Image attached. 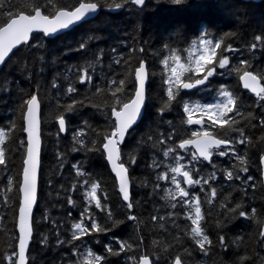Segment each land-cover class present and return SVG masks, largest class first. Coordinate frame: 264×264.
I'll list each match as a JSON object with an SVG mask.
<instances>
[{
  "label": "trees",
  "instance_id": "trees-1",
  "mask_svg": "<svg viewBox=\"0 0 264 264\" xmlns=\"http://www.w3.org/2000/svg\"><path fill=\"white\" fill-rule=\"evenodd\" d=\"M41 2L46 9H50L51 14L54 9L47 5V0ZM54 3L57 6L62 4L74 7L77 0H54ZM13 4L16 6L14 10L23 7L22 0H13ZM205 30L210 34L209 38L213 39L225 33H235L226 40L239 49L236 53H226L231 57L230 67L238 66L240 60L247 59L252 64V70H264V45L258 46L256 50L249 49V45L254 42L253 36L264 30V0H187L182 6L172 5L169 0H147V6L143 10L132 5L116 11L101 7L92 19L55 37L35 34L39 39L34 38L29 45H21L10 55L0 69V128L9 130L13 123L16 127L6 142L7 166H0V259L16 248L18 189L25 153V144H21V141H25L22 131L24 109L21 105L32 94H37L41 101L42 151L38 200L33 214L34 231L28 251L29 264H77L84 259L89 249L106 257L103 264H133L128 257H139L141 254L152 256L156 264H171L172 258L178 253L183 254L185 249L192 253L191 256L183 257L185 264H239V257L242 255L252 257L246 264H256L257 254L264 256V247L259 243L261 238L257 223L229 213L227 208L220 206L228 204L229 208H234L237 203H241L245 209L256 207L259 218L264 219V185L260 164L261 149L264 146L259 143L255 146L235 145L237 152L246 154L248 158V173L239 172L236 167L239 162L231 155L215 156V169L207 162L195 164L196 168L201 169L199 176L207 177L213 171L217 176L215 181H210L211 186L218 190V196L212 205L206 202L208 185H203L205 192H200L201 186L189 189L201 197L202 212L205 214L202 226L212 241L207 256L185 235V231H190L191 227V221L185 219L187 209L180 204L173 209L171 203L174 201L164 198L166 189H174V186L170 181L157 180V175L174 164L173 157L176 155L173 153L171 157L164 158L163 150L168 146L175 147L181 139L187 138L191 131L199 127L182 123L186 118L182 108L183 101L214 103L218 98V90L223 85L239 97L241 110L245 114L252 112L256 116L251 123L237 117L241 120L238 127H243L245 134L254 142L264 133V128L260 126L264 109L256 106L254 95L242 89L238 74L228 70L217 69V74L210 78L206 86L193 91H182L178 98L180 103L174 102L173 107L163 115L158 112L162 100L166 99L165 86L162 84L163 66L160 64L163 56L168 54L164 44L180 50L182 56H186L185 50ZM81 42L85 43L82 50L79 49ZM141 47L145 49L143 53L138 51ZM139 58L147 61L153 75L147 85L148 100L143 117L130 130L121 146L122 159L129 168L132 181L134 208L129 211L118 192L115 176L109 169L103 150L87 149L92 147L93 140L99 148L103 134L111 131L110 125L114 121L111 108L104 106L112 100L107 91L110 81L124 79L129 66L134 67ZM117 59L121 60L119 64L115 62ZM125 60L129 63H124ZM89 64L92 65L89 68L92 81L81 84L78 80L79 69ZM68 69L72 71L69 72ZM53 83L57 86L53 87ZM70 84L77 89L71 95L67 94ZM97 88L105 91L97 94ZM133 91L134 85L129 77L122 99L131 98ZM73 100H83L84 105H78L73 112H65L64 106ZM61 113L66 117L68 130L64 135L60 133L57 136V116ZM169 121L172 123L169 124ZM253 124L256 127H252ZM173 127L179 130V135L173 134L172 139L168 140ZM81 128L86 132L82 139L87 148L80 147L73 140V134ZM229 136L238 137L239 133H230ZM160 139H165L166 144H159ZM74 147L80 150L73 151ZM177 152L184 156L181 163L187 164L190 155L179 149ZM131 155L136 157L135 164L129 163ZM153 161L159 167H152ZM73 165L79 166L86 175L77 176ZM225 170H233L242 178L252 175L254 180L248 184H244L242 180L228 181L224 179ZM9 179L12 180L10 191ZM84 180L100 184L98 195L112 212L113 219L122 223L118 227H112V221L106 213L93 205L91 211L97 221L111 230L93 233L69 243L73 231L71 226L80 219V213L86 206L84 194L90 183L84 185ZM252 183L255 184L254 188L250 186ZM157 184L159 187H156ZM73 185H76L75 190ZM69 196L75 201L74 205L68 204ZM5 200L8 202L5 203ZM169 212L178 215L170 218L167 215ZM44 213H48L46 220L42 217ZM128 215H135L138 219L130 221L127 219ZM153 215L158 219L153 221ZM161 216L164 219H159ZM220 222L222 225L218 226ZM221 235L226 238L227 250L218 245V237ZM177 236L180 243H176L174 239ZM141 237L143 243L136 249L135 245ZM117 240L133 244V251L119 256L110 255L105 250V245L118 249ZM154 240L161 241V244L154 245ZM169 245L171 247L165 251ZM3 264H7V261H3Z\"/></svg>",
  "mask_w": 264,
  "mask_h": 264
},
{
  "label": "snow or ice",
  "instance_id": "snow-or-ice-1",
  "mask_svg": "<svg viewBox=\"0 0 264 264\" xmlns=\"http://www.w3.org/2000/svg\"><path fill=\"white\" fill-rule=\"evenodd\" d=\"M169 2L175 6H182L187 3V0H169ZM22 3V8L14 10L16 6L13 4V0H0V66L5 65L10 58V54H14V50L18 49L21 45H29L32 39H39V37L35 36L37 33L42 34L44 37L53 36L72 25L86 21L90 16L97 13L101 7H106L109 10H120L128 5H132L143 10L147 6V0H77V5L74 7L62 4L57 6L54 0H47V5L51 6V9H54L49 14L50 9H46L45 4L41 0H22ZM234 35L235 33H225L219 38L213 39L209 38L210 34L205 30L185 50L186 56H182L180 50L164 44L163 47L168 50V54L164 55L160 60V64L163 66L162 84L165 86L164 96H166V99L162 100L161 107L158 109L161 115L170 110L174 102L180 103L178 98L183 90H192L206 85L210 78L217 74V69L237 73L239 80L243 84V88L256 97V106L264 109V70H252V64L247 59L240 60L238 66L230 67L232 63L231 57L226 53H236L239 49L234 48L226 40ZM89 39H92V37H89ZM252 39L254 42L249 45L250 50H256L258 46L264 45V30L260 34L254 35ZM84 48L85 43L81 42L79 49L82 50ZM131 51H136V49H131ZM138 51L143 53L145 49L141 47ZM115 62L119 64L121 60L117 59ZM124 63L127 64L129 61L125 60ZM91 67L92 65L89 64L87 67L79 69L78 80L81 84L91 83L92 76L89 74V68ZM68 71L71 72L72 69H68ZM152 75L153 73L150 72L147 61L139 58L134 67L129 66L124 79L118 81L113 79L110 81V87L107 91L110 92L112 100L104 106L111 108V116L114 117V121L110 125L111 131L103 134V141L99 148L96 147V141L93 140L91 142L92 147L87 149L89 151L103 150L105 158L111 166V170L118 179V190L121 199L125 202L126 208L129 211L134 208L130 191L132 181L129 175V168L122 159L121 145L125 143L126 136L130 134V130L136 125L142 115V109L146 106L148 100L147 85ZM129 77H131V81L133 82L134 91L131 98L125 100L122 99V94L129 83ZM111 85H115V87H111ZM52 86L56 87L57 85L53 83ZM76 91L77 89L71 84L67 88V94L69 95ZM102 91L105 90L100 88L96 90L97 94ZM217 97V101L214 103L183 101L182 108L186 118L182 123L197 125L199 127L191 131L187 138L181 139L175 147L168 146L163 150L164 158H169L173 153H176L173 157L174 164L168 166L166 171L157 175V180L170 181L171 185L174 186V189H166V196L164 198L174 201V203H171V208L173 209L177 208L178 204L187 209L185 219L191 221V227L190 231H185V235L190 237L191 241L204 256L209 254L212 241L205 227L202 226L205 214L202 212L201 197L196 192H190L189 189L201 186L200 192H205L203 185H208L209 191L205 193V197L206 202L212 205L218 196V190L211 186L210 181H215L217 176L215 171L207 177L199 176L201 169L196 168L195 164L207 162L215 169V156L227 157L231 155L239 162L236 166L239 172L248 173V158L246 154H239L235 145L255 146L256 143H259L264 146V133L254 142L250 136L245 134L243 127H238L241 120H238L237 117H241L249 123L256 119L254 113L248 112L245 114L241 110L242 104L239 97L223 85L218 90ZM78 105L82 107L84 101L73 100L64 106V111L73 112ZM92 106L100 107L99 105ZM21 107L24 109L23 119L25 121L22 131L26 133V141H21V144L26 143V158L23 161L22 181L18 189L21 193L18 209L19 235L16 237L18 244L10 254H5L0 259V264H3V261H7V264H29L27 253L34 231L32 209L37 200V176L40 167L41 101L37 94H32L28 99L23 101ZM57 123V136H59L60 133L68 130L67 120L63 113L57 116ZM168 123L171 124L172 122L169 121ZM85 124H87L86 121ZM251 126L256 127L254 124ZM260 126L264 128V118L260 120ZM15 127L13 123L9 130L0 128V166H7L6 142L10 139L11 131ZM88 127L91 126L88 125ZM230 133H239V136L230 138ZM173 134L179 135V130L175 127H173V133L169 134L167 139L171 140ZM84 136H86V132L81 128L73 134V140L80 147L87 148L85 141L82 139ZM149 139L152 138L149 137ZM166 142L165 139H160L158 143L166 144ZM177 149L190 155V160L187 164L181 163L184 160V156L179 155ZM79 150L80 148H73V151ZM261 151L260 164L262 166V173H264V147H262ZM129 163H136L134 155L129 157ZM73 167L76 170L77 176L86 175L79 166L73 165ZM152 167H159V165L156 161H153ZM224 179L228 181L242 180L244 184H248V182L254 180V177L247 175L242 178L233 170H225ZM89 183L88 180L83 181L84 185H89ZM8 184V190L10 191L12 185L11 179H9ZM250 186L254 188L255 184L252 183ZM72 187L75 190L76 185ZM156 187H159V185L157 184ZM99 189L100 184L93 181L90 183L88 190L85 191L86 206L80 213V219L71 226L73 231L69 243L79 241L83 237L93 233L111 230V228H106L97 221L91 211L93 205L96 209L106 213L108 219L112 221V227H118L122 223V221L113 219L112 212L98 195ZM106 199L107 196L105 195L104 200ZM7 202L5 200V203ZM67 202L70 205L75 204L71 196L68 197ZM220 206L227 208L229 213H235L238 217L255 221L259 227L258 235L261 238L259 243L264 247V219L259 218L256 207L245 209L241 203H237L234 208H229L228 204H221ZM167 215L171 218L178 215V213L169 212ZM127 219L136 221L138 218L135 215H128ZM151 219L155 221L158 217L153 215ZM159 219L162 220L164 217L161 216ZM173 223L175 224V220H173ZM221 225L222 222L218 224V226ZM174 239L176 243H180L179 236L174 237ZM59 243L63 244L64 241H59ZM116 243L119 245L118 249L105 245V250L112 256H119L121 253L133 251L134 246L128 241L117 240ZM141 243H143L142 237L139 238L138 243L135 245L136 249H139ZM153 244L159 246L161 241L154 240ZM218 245L225 250L228 249L225 236L221 235L218 237ZM168 247H171V245L167 246L165 251L168 250ZM185 255L191 256L192 253L188 249H185L183 254L178 253L172 258L171 264H185L183 258ZM105 259L106 257L98 255L89 249L84 259L78 261L77 264H103ZM128 259L133 264H156L152 256L148 254H141L139 257L130 256ZM251 260L252 257L242 255L239 257V264H246V262ZM256 264H264V256L257 254Z\"/></svg>",
  "mask_w": 264,
  "mask_h": 264
},
{
  "label": "water",
  "instance_id": "water-1",
  "mask_svg": "<svg viewBox=\"0 0 264 264\" xmlns=\"http://www.w3.org/2000/svg\"><path fill=\"white\" fill-rule=\"evenodd\" d=\"M245 1L259 2V1H261V0H245ZM113 11H116V10H113ZM98 12H99V11H98ZM98 12L95 13L93 16H90L87 20L92 19L93 17H95V16L98 14ZM87 20H86V21H87ZM80 23H81V22H79V23H77V24H75V25H72V26H70L68 29H65V30H63V31H61V32H59V33L53 35V36L48 37V38H52V37H55V36H57V35H59V34H61V33H64V32L68 31L69 29H71L72 27H74V26H76V25H78V24H80ZM14 51H15V50H14ZM10 55H11V54H10ZM2 67H3V66H0V69H1ZM239 81H240V80H239ZM206 84H207V83H206ZM240 85H241V87H242L243 90H246V89L243 88V84H242L241 81H240ZM204 86H205V85H204ZM200 87H202V86H200ZM200 87H198V88H200ZM196 89H197V88H196ZM192 90H194V89H192ZM246 91H248V90H246ZM144 110H145V108L142 109V115H141V117L138 119L136 125L141 121V119H142V117H143V114H144ZM112 118H113V120H114V117H112ZM23 122H24V126H25V121H24V119H23ZM40 122H41V111H40ZM136 125H134L133 128H134ZM133 128H132V129H133ZM40 129H41V123H40ZM24 133H25V132H24ZM65 133H66V132H64V133H62V134L64 135ZM25 141H26V133H25ZM178 143H179V142H178ZM121 146H122V145H121ZM41 151H42V137H41ZM41 151H40V167H39V170H38V176H37V200H38V193H39V178H40V168H41ZM104 155H105V154H104ZM25 158H26V146H25V153H24L23 161H24ZM105 159H106V158H105ZM23 161H22V169H23V167H24ZM106 161H107V160H106ZM107 163H108V161H107ZM108 166H109V169H110L111 173L115 176L116 183H117V189H118V179H117L115 173L111 170V166H110L109 163H108ZM22 169H21V174H20V182L22 181ZM261 177H262V181H263V185H264V173H262V166H261ZM19 184H20V183H19ZM130 191H131V188H130ZM118 192H119V190H118ZM120 196H121V195H120ZM20 200H21V193L19 192V203H20ZM37 200H36V203L33 205L32 215L34 214V211H35V208H36V205H37ZM18 209H19V204H18ZM18 209H17V216H16V231H17V237H18V235H19V230H18V216H19V212H18ZM31 241H32V240H31ZM31 241H30V243H31ZM17 244H18V241L16 242V246H17ZM29 246H30V244H29ZM17 250H18V249H17ZM28 251H29V249H28ZM27 255H28V253H27Z\"/></svg>",
  "mask_w": 264,
  "mask_h": 264
},
{
  "label": "rangeland",
  "instance_id": "rangeland-1",
  "mask_svg": "<svg viewBox=\"0 0 264 264\" xmlns=\"http://www.w3.org/2000/svg\"><path fill=\"white\" fill-rule=\"evenodd\" d=\"M60 169V168H59ZM61 171V170H60ZM47 185L48 186H50V183L47 181ZM4 190H6V189H4ZM43 211H45L44 209H43ZM48 213H44L43 215H42V217H43V220H46V218H47V215Z\"/></svg>",
  "mask_w": 264,
  "mask_h": 264
}]
</instances>
